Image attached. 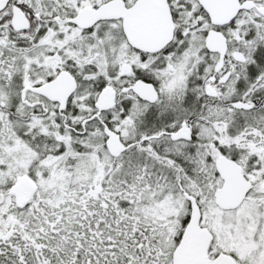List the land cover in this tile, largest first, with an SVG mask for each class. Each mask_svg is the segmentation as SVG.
Wrapping results in <instances>:
<instances>
[{"label":"snow or ice","instance_id":"obj_1","mask_svg":"<svg viewBox=\"0 0 264 264\" xmlns=\"http://www.w3.org/2000/svg\"><path fill=\"white\" fill-rule=\"evenodd\" d=\"M0 264H264V0H0Z\"/></svg>","mask_w":264,"mask_h":264}]
</instances>
